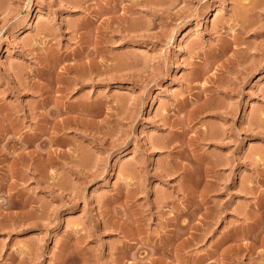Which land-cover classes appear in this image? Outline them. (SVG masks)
<instances>
[{"label":"rangeland","instance_id":"1","mask_svg":"<svg viewBox=\"0 0 264 264\" xmlns=\"http://www.w3.org/2000/svg\"><path fill=\"white\" fill-rule=\"evenodd\" d=\"M0 264H264V0H0Z\"/></svg>","mask_w":264,"mask_h":264}]
</instances>
